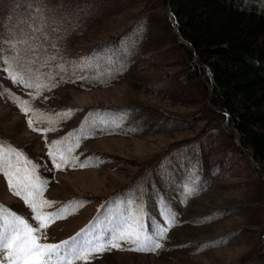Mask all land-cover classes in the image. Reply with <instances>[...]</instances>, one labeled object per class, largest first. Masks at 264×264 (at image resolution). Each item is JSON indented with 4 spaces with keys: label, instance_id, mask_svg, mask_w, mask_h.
I'll use <instances>...</instances> for the list:
<instances>
[{
    "label": "rangeland",
    "instance_id": "1",
    "mask_svg": "<svg viewBox=\"0 0 264 264\" xmlns=\"http://www.w3.org/2000/svg\"><path fill=\"white\" fill-rule=\"evenodd\" d=\"M76 1L79 0L66 1L69 11L74 12L79 6L96 9L106 2L111 7L114 3L83 0L78 5ZM148 3L129 0L125 3L128 7L119 9L101 25L98 22L85 25L69 39L67 48L80 52L93 42L112 38L134 22L140 11L151 12ZM70 19L74 22L72 15ZM23 24L21 21L17 27L10 25L8 30L0 31V37L7 39L10 34L20 32L26 28ZM49 27L50 35L58 37L61 26L50 24ZM141 31L135 29L118 53H124L132 42L142 39ZM61 35L63 32L60 38ZM50 45L47 41L44 46L55 55ZM176 60V53H167L157 69L148 72L146 60L139 57L134 68L118 82L92 88L66 85L52 62L40 69L45 74L42 82L52 85L42 92L13 83L6 66L0 64V145L11 146L37 165L36 175L45 187L42 198L51 203V207L44 209L45 213L71 206L70 215L42 230L45 236L42 243L59 244L89 228L93 234H104L115 227L130 207V201L143 204L147 213L144 223L150 228L151 222L162 220L160 198H163L175 213L176 226L160 241L161 249L129 251L130 245L121 241L120 250L98 254L88 264L263 263L260 254L264 185L254 164L228 147L226 135L230 129L221 128L217 121L207 126L208 118L201 113L207 110L205 98L173 85L168 88L153 84L155 79L178 70L172 64ZM47 74L54 79L48 80ZM21 102H27L32 111L51 117L56 122L54 130L45 132L49 125L36 121L30 128L28 120L32 112L25 115L21 110L25 105ZM123 109L127 112H121ZM65 113L70 115L64 118ZM168 117H172V122L167 123ZM82 128L87 138H80L77 147L76 137L83 135ZM203 137H207V142L211 138L214 143L203 155L204 182L201 183L186 171L183 175L179 173L177 166L169 163V156L180 145ZM62 139L67 141L63 147L74 148L73 159L70 165L58 170L48 156V146ZM216 163H220V170L213 166ZM185 183L193 188L189 198L181 187ZM0 206L29 219L35 226L30 209L9 190L3 175H0Z\"/></svg>",
    "mask_w": 264,
    "mask_h": 264
},
{
    "label": "trees",
    "instance_id": "2",
    "mask_svg": "<svg viewBox=\"0 0 264 264\" xmlns=\"http://www.w3.org/2000/svg\"><path fill=\"white\" fill-rule=\"evenodd\" d=\"M1 1V32L10 25L17 27L21 21L27 27L25 21L32 16L36 4L43 5L50 24L61 26L58 37L50 35V27L46 31L49 42L56 45L54 64L63 63L69 68L67 73L56 71L66 85L105 87L130 72L139 57L146 60L149 72L157 69L167 53H176L177 60L172 64L178 70L155 79L153 84L168 88L173 85L205 98L207 110L201 113L208 118L207 126L217 121L221 128L230 129L226 135L228 147L254 164L264 185V0H146L151 12L143 9L115 36L93 42L80 52L67 48L69 39L85 25H101L115 16L119 9L128 7L125 3L129 0H113L111 7L106 2L96 9L79 6L74 12L67 9V0ZM82 1L76 2L79 5ZM71 15L74 22L68 21ZM135 29L142 30V39L119 54L124 40ZM70 62H83V70L73 72ZM168 118L167 123L172 122V117ZM207 140L196 138L180 145L169 156V163L176 165L182 175L186 171L191 178L196 176L204 182L203 155L214 143L210 138L207 145ZM219 164L213 165L216 170H220ZM262 239L260 256L264 264V232Z\"/></svg>",
    "mask_w": 264,
    "mask_h": 264
},
{
    "label": "snow or ice",
    "instance_id": "3",
    "mask_svg": "<svg viewBox=\"0 0 264 264\" xmlns=\"http://www.w3.org/2000/svg\"><path fill=\"white\" fill-rule=\"evenodd\" d=\"M25 23L26 29L14 35L10 34L7 39L0 37V64L6 66L5 70L13 83L24 84L33 88L34 92H42L50 89L52 85L42 82L45 74L40 69L56 60V56L50 54L44 46L45 42L49 41L46 29L50 23L44 15L42 4L32 7V16ZM50 47L55 48L56 45L52 43ZM5 51L8 55H5ZM70 63L74 65L73 72L77 69L83 70V62ZM56 67L59 72L69 71L63 63L57 64ZM47 79L52 80L54 77L47 74ZM21 103L25 105L21 109L25 115L32 112V118L28 120L30 128L36 121L49 125L45 132L54 130L56 122L51 117L32 111L27 102ZM69 115L70 113L63 114L64 118ZM80 131L83 135L76 137L77 147L80 138H87L83 128ZM66 143L67 141L62 139L53 141L48 146V156L58 170L70 165L73 159L71 154L74 148L63 147ZM36 169L37 165L22 153L11 146L0 145V175L6 179L9 190L24 201L33 214L30 219L35 221L33 226L29 219L0 206V264H88L98 254L113 249L120 250L121 241L130 245L127 249L129 251L155 252L163 247L160 241L165 238L167 232L176 226L175 213L163 198H160L162 220L160 223L151 222L150 228H146L144 223L147 213L143 204L130 201V207L122 214L115 227L104 234H93L89 228L59 244L42 243L45 239L42 230L55 220L70 215L71 206H64L51 214L44 212L45 208L51 207V203L42 198L44 182L36 175ZM181 187L184 196L189 198L193 192L192 186L185 183Z\"/></svg>",
    "mask_w": 264,
    "mask_h": 264
}]
</instances>
